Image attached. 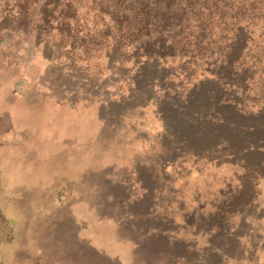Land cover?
Instances as JSON below:
<instances>
[{
	"label": "rangeland",
	"instance_id": "1",
	"mask_svg": "<svg viewBox=\"0 0 264 264\" xmlns=\"http://www.w3.org/2000/svg\"><path fill=\"white\" fill-rule=\"evenodd\" d=\"M89 1L0 0V264H264V209L219 198L238 189L235 156L202 161L198 191L183 186L191 158L169 155L144 182L134 170L140 150L158 146L142 136L158 134L161 119L153 101L140 108L139 92L141 104L179 102L206 77L222 87L196 108L214 109L213 96L232 104L214 116L251 129L264 173V0H198L209 10L159 17L170 41L125 37L110 48L95 23L122 10ZM136 33L126 23L112 32Z\"/></svg>",
	"mask_w": 264,
	"mask_h": 264
},
{
	"label": "trees",
	"instance_id": "2",
	"mask_svg": "<svg viewBox=\"0 0 264 264\" xmlns=\"http://www.w3.org/2000/svg\"><path fill=\"white\" fill-rule=\"evenodd\" d=\"M128 1L130 0H108L107 4H102V6L106 5L107 7H111L113 13H119L122 10L121 14L117 16H113L112 14L107 24L101 23L98 19L95 23L96 27L100 25L101 27L94 30L93 36L104 38L106 36L108 41H110V39L113 40V42L108 45L109 48L111 46H117L115 43L123 44L125 37H133L139 40L145 37L147 41L149 37L152 36L155 39L166 38L170 41L171 35H164L157 30L160 23L159 17L164 15L165 12L173 11L174 13H182L186 9L188 11L192 9L191 12L209 10V8L199 4L198 0H195L193 3H189L191 0H162L163 2L158 0L154 7L150 1L146 0H133L132 3H127ZM88 2L90 3L89 0ZM71 3L74 2L71 1ZM71 3L67 2L65 7L73 8L74 4ZM162 4H167L164 12H162L161 9ZM18 8L21 11L20 4ZM90 9H92V6H90ZM125 23L133 25L138 33L128 36L112 34V32L118 33L120 27H124ZM166 25L175 24L166 23ZM93 27L90 28V30H92ZM179 27H182V25L180 24ZM86 38L85 35L82 37L84 42L83 46L87 43ZM176 45L179 46L180 42ZM170 46L175 48L172 44H170ZM158 81L159 80L155 78V80L151 82L153 88L157 86L156 83ZM218 85L219 88L222 87V83H217V79H206V77L200 79L194 82L189 94L186 97L182 96L179 102H167L157 95V98L152 97L147 104H141L140 100L142 99V93L139 92L137 101L139 100L140 108L147 109L149 103L153 101L155 115L161 119H158L156 122L159 124L157 129L158 134L154 135V137L149 135L142 136L143 142L149 143L151 140H154L158 143V146L153 150H140L138 153L140 160L136 163L134 170H137V176L141 182H144L142 178L145 174L152 172L156 173L165 168V165L168 164L165 160L169 155H178V158L181 159L191 158L193 167L189 168L188 174L186 177H183V186H187L190 190L198 191L200 186L202 187L200 180L205 184L204 178L206 177L201 170L202 161L207 160L209 163H213L218 159L228 158L230 155L235 156L237 160L235 165L241 167L244 172L237 173L238 176L236 175L235 181L239 183V186H237L238 189H234V186L228 185L226 188L227 190L219 194L220 199L226 196L232 198L227 200L225 204H222V207L224 205L223 208H255L263 210L264 202L261 201L259 197L260 195L264 196V173L257 167V164L261 167L262 163L260 162L261 159L256 158V155L253 154V142H248L249 138L245 137L247 133H251L249 131L251 129L244 125L236 126L233 123L234 121L230 119H224V124L222 119L220 122H217L214 116L216 113L214 109L216 107L220 109L219 112L221 113L226 109H232V104L225 102L223 99L216 100L213 96L212 100L214 106L211 104L210 108L214 109L210 111L204 110V106L202 108H196V99L204 94H209V92H205V89L212 87L216 93ZM210 102L209 99L206 101L208 105ZM167 113L171 116L170 121L165 118ZM220 115L222 114L217 113V117L221 118ZM222 125L228 126L227 133L221 131ZM145 130L147 131L148 129ZM246 154L249 156L253 154V156L248 159ZM160 173L161 172L157 174V177L164 181V183H167L166 175ZM171 181L172 180H169L168 182L170 183ZM207 182L209 183L208 180ZM149 187L153 188L156 187V185L150 184L146 186L145 190ZM188 248L191 250V247Z\"/></svg>",
	"mask_w": 264,
	"mask_h": 264
},
{
	"label": "crops",
	"instance_id": "3",
	"mask_svg": "<svg viewBox=\"0 0 264 264\" xmlns=\"http://www.w3.org/2000/svg\"><path fill=\"white\" fill-rule=\"evenodd\" d=\"M186 249L188 250L189 255H191L192 254L191 250L188 247H186Z\"/></svg>",
	"mask_w": 264,
	"mask_h": 264
}]
</instances>
